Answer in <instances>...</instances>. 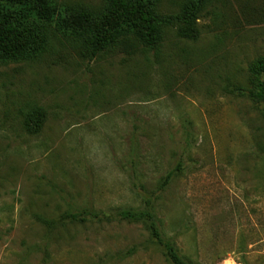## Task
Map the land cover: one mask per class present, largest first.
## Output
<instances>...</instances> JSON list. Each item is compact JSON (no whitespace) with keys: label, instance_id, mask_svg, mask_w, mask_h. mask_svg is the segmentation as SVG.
Here are the masks:
<instances>
[{"label":"rangeland","instance_id":"374dc122","mask_svg":"<svg viewBox=\"0 0 264 264\" xmlns=\"http://www.w3.org/2000/svg\"><path fill=\"white\" fill-rule=\"evenodd\" d=\"M195 1L191 26L178 22ZM56 4L47 21L22 15L49 37L44 53L0 64V264H172L146 224L117 217L147 202L189 264H264V106L251 97L264 0H158L155 48L122 31L93 59L60 12L107 2ZM86 209L97 217H69Z\"/></svg>","mask_w":264,"mask_h":264},{"label":"trees","instance_id":"16d2710c","mask_svg":"<svg viewBox=\"0 0 264 264\" xmlns=\"http://www.w3.org/2000/svg\"><path fill=\"white\" fill-rule=\"evenodd\" d=\"M105 1L107 7L101 13L73 9L60 12L65 20L71 21V28L78 30L75 36L84 40L87 56L92 59L98 57L113 42L112 34L122 31L133 33L149 48L156 47L157 27L166 21L165 17L157 13L158 0ZM199 3L195 1L189 4L182 15L176 18L178 22L190 27L189 24L199 11ZM4 4L10 10L4 8ZM24 13L31 19H53L58 14L56 0H0V64L36 59L44 53L49 44L46 34L44 36L30 21L23 19ZM251 73L256 84V91L251 93V97L264 106V58L256 62ZM44 115L39 109L29 114L26 120L29 133L37 134L40 131ZM175 171L167 175L164 185L170 183ZM87 216L97 217V214L86 209L69 215L72 220H84ZM118 216L132 223L146 224L154 242L163 249L172 264H189L180 256L173 242L163 237L150 202L146 203L143 210H122L118 212Z\"/></svg>","mask_w":264,"mask_h":264}]
</instances>
